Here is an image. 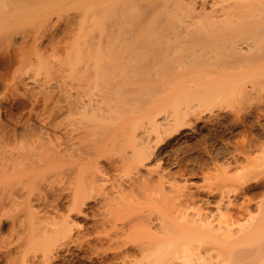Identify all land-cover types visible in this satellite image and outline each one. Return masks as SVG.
Masks as SVG:
<instances>
[{
    "label": "rangeland",
    "instance_id": "rangeland-1",
    "mask_svg": "<svg viewBox=\"0 0 264 264\" xmlns=\"http://www.w3.org/2000/svg\"><path fill=\"white\" fill-rule=\"evenodd\" d=\"M99 1L0 0L1 153L4 150L8 154L24 152L36 145L37 149L47 147L44 151L49 152L48 145L52 146L46 143L51 138L57 142L54 138H59L62 130L59 135V131L55 134L44 128L43 119H47L49 111L58 107L60 110L69 100L67 90L106 89L115 97L110 109L69 114L65 110L67 102L61 109L65 112L57 110L60 114L56 119L64 126L77 118L85 120L87 130L80 133V138L108 148L109 160L105 155L101 164L107 165L112 158L117 165L110 169L107 166L109 172L105 176L108 178L100 183L105 182L109 187L115 185L116 195L124 197L126 194L116 189L119 182L129 189L130 181L150 169L158 179L159 173L160 177L166 175L162 176L164 187L171 194L185 189L192 193L190 201L196 208L205 211L214 208L220 196L229 190L227 176L249 169V158L264 156V40H167L168 55L149 57L146 62L141 60L146 56L143 44L138 46L131 40L132 46L138 47L140 62L134 70H121L112 55L116 27L111 22L113 9L107 3L103 10L106 24L105 32L101 33ZM243 2L245 0H185L181 24L200 21L215 8ZM238 47L242 49L236 53ZM193 54L198 55L195 60L177 61L179 56L186 59ZM213 77L228 78L230 83L214 88L211 86ZM184 115L185 123L178 127V119ZM165 116L177 119V127L172 122L167 124ZM134 128L147 146H138L133 141ZM58 142L62 143V139ZM144 149L149 150L150 155L138 162L136 159ZM41 154L34 155L31 164L28 162L21 167L19 164L15 171L13 166L2 169L0 165V199L6 202L2 205L0 201L5 207L0 208L5 211H0V264H124L109 248L110 235L100 231L101 226L109 230V223L104 226L102 220L111 214L110 208L114 210L112 213L118 212L117 206H112L117 202L112 197L114 192L111 196L113 187L102 189L105 193L110 191L108 196L113 203L105 207L106 194L95 191L85 206V212L91 216L89 220L84 214L72 213L79 223L73 225L71 235L56 241L55 222L62 219L61 213L68 214L73 193L81 182L76 174L74 176L73 166L63 158L65 154L63 159L51 161ZM59 160H65L66 164ZM134 161L140 166L139 173L138 168L132 166ZM13 186H19V190L21 187L20 191L25 194L21 195L15 187L20 194L11 200ZM248 187L249 194L256 195L252 203L255 207L264 199V175L250 181ZM9 192L13 193L9 195ZM158 193L156 188L153 195ZM26 194L32 198L29 197L38 212L30 213L31 204ZM134 195L130 197V204L135 203L131 202ZM160 196L149 198H160L161 206H169L175 200L162 201ZM136 198H141L144 204L149 201L148 196ZM14 200L16 205H10ZM156 202L153 200V204ZM47 203L48 207L53 206L45 208ZM78 226L84 234L81 235L83 232L78 231Z\"/></svg>",
    "mask_w": 264,
    "mask_h": 264
},
{
    "label": "bare ground",
    "instance_id": "bare-ground-1",
    "mask_svg": "<svg viewBox=\"0 0 264 264\" xmlns=\"http://www.w3.org/2000/svg\"><path fill=\"white\" fill-rule=\"evenodd\" d=\"M142 1H99L101 10L99 25L102 30L101 33L105 32L106 24V16L103 10L107 7V3L113 9L111 22L116 27L113 29L112 36V55L114 57V63L121 70H127L129 68L134 70L139 65V59L141 58L137 57L138 47L134 48L130 43L131 40L136 42L138 46L143 44V47H145L144 52L146 56L141 59L144 62L153 56L166 57L169 52V42L167 40H264V0H245L243 3H230L229 6H222L220 9L215 8L210 15V12L207 13L204 19L194 21L190 24H181L183 22L181 14L185 10L182 5L185 0H144V4H142ZM170 3H173V8H170ZM146 4H151L152 7L148 8ZM240 48L238 47L239 50L236 49V53L240 51ZM196 57H198L196 54L186 59L184 56H179L177 57V61L179 63L185 61L190 62L195 60ZM213 78L212 81L214 83L211 86L214 88L222 86L224 83H230L227 77V79H223V77L222 79L220 77H217L218 79ZM109 88L110 86H108ZM97 90H99V93ZM97 90H95L96 92L92 89L84 91L78 89L76 92L72 88L67 90L66 93L69 94V98L66 97L69 100L67 99L68 103L65 101L67 103V107L65 106L67 109L65 108V110H68L67 112L69 114H88V111L91 112V109L92 112H105L110 109L113 105L112 100L115 98L113 94L106 89ZM102 92L107 94H102ZM65 103L63 104L65 105ZM64 105L60 108H64ZM49 107L51 108L53 105ZM49 107L47 109H50ZM58 108L57 110H59ZM61 109L59 110L61 113L65 112V110L61 111ZM57 110L49 111L47 119H43L44 128L52 132L54 131L53 133L55 134L59 130H62V135H60V131L58 133L60 135H58L59 138L49 131L51 135L57 137L54 138L57 142L62 139V143L60 144H57L54 140L51 141L53 138L48 140L46 144L52 146L50 148L48 145L49 152L51 151V153L44 151L47 147L42 148L41 146L42 149H37L39 146L36 144V147H34L35 145L33 146L34 148L29 147L24 152L17 151L16 153L15 151L8 154L3 149L4 151L2 153H5L3 155L0 150V154H2L0 156L2 169L5 166L6 168L13 166L14 168L12 167V170L15 171L17 169L15 167L19 164L20 167L22 165L26 166L28 162L31 164L30 162L34 159V155L38 156L40 153H42V157L48 158L50 161L57 160V158H65L67 160L66 162L73 166L71 168L72 171L74 169V176L76 174L78 181L81 183L76 187L75 192H72L73 199L72 197L70 198L72 200L68 207V214L61 213L60 216L62 219L55 222L57 226L53 228V232L56 241L71 235L75 227L73 225L79 223L76 222L78 221L77 216L73 217L72 213L79 216L84 214L88 219L90 214H88L89 212H85V206L95 191H102L103 193L106 189L109 190L113 187L111 196L114 192L112 197L117 201L116 204L113 203L114 200H109L112 199L108 196L110 191L103 193V195L106 194V197L101 195L105 198V207L113 203L112 206H117L118 212L112 213L114 210L111 207L109 211L111 214L109 216L105 215L104 220H102L103 223L100 222L97 227L99 228L101 223L102 225L109 223V230L107 229L108 227L102 228L103 226H101L100 231H106L110 235L109 248L117 254V259L120 258L124 261V264H264V199L258 201L255 207H253L252 203L256 195H250L248 187L250 181L259 179L264 175L263 154L262 156L259 154L260 157L256 156L257 158L252 157L253 159H248L247 157L248 163H251L249 169L235 176H227L229 190L220 196L214 208L207 211L201 207L196 208L190 201L193 197L192 193L187 192L185 189H180V192L174 193V195L171 194L165 188L166 186L164 187L163 177L166 175L164 174V176L162 175L163 177H160L159 173L158 176L160 179H158L156 178L157 174L154 175V172L149 171L150 169H147L148 172H141L143 174H139L137 176L138 179H134L135 181H130L132 184L129 189L127 185H124L120 181L119 188L116 189L121 194H126V196L122 197L123 195L119 196V193L116 195L117 193L115 191L117 190H115V185H113L115 181L111 183L113 185L111 187L105 184L108 178L105 176L108 174V167L110 169L112 166L117 165L116 160L114 161L112 158H110L111 160L107 165L101 164L100 160L101 158H105L108 148L96 142L89 141L90 143H86V139L83 140V138H80V133L87 130L86 122L81 118H77V120L65 126L63 123L62 125L59 124L60 122L57 123L58 121L56 122V119L60 114ZM45 113H47V110ZM185 118L186 115L178 119V127H181L185 123ZM165 119L167 120V124L172 122L171 124L177 127V119L173 120L169 116H165ZM155 125L161 128L158 123H155ZM61 126L65 127L63 128L64 131L60 129L62 128ZM165 127L168 126L166 125ZM131 133V137L136 142V145L147 146L145 142L140 141L137 128H134ZM142 136L144 137V135ZM46 144L44 145L46 146ZM55 144L59 145V147ZM262 146L264 145L262 144ZM263 148L262 150L264 152ZM50 149H55V151ZM42 151L46 153L44 154ZM64 154L65 156L63 157ZM149 155L150 151L144 149L136 160L143 162ZM106 159L109 160L108 155ZM65 160H61L63 164ZM123 160L126 161L125 156ZM103 162L105 163L106 161ZM138 162L134 161V165L132 164V166L138 168L137 172L139 173L140 166ZM129 163L131 165V161ZM54 164L56 163L53 162ZM102 179L105 180L104 184L100 183V181H103ZM15 187L19 190V186H13L14 189ZM156 188L159 192L157 195L158 197L161 195L162 201L165 198H173L175 199L174 202L169 206H161L158 203L160 198H149L157 196L153 195ZM14 189L11 188V191ZM18 190L16 192L15 189L13 191L14 193L9 192V195L13 193V196H11L12 194L10 195L11 200L15 199V195L20 194L22 191L21 187V191L19 190V192ZM23 193L21 192V195ZM132 195H134L133 197L140 196L144 198L148 196L149 201L147 204H144L140 201L141 198L138 199L135 197L133 198V200L136 199L135 201L131 200V202L135 203L130 204ZM18 196L16 198H19ZM29 197L28 195V199ZM242 197L244 200H241ZM31 199H29L31 203L28 202V204H31V206H28L30 213L36 211V209L34 210V206H32L33 200ZM153 200L157 202L153 204ZM0 201L2 205H6V202L2 199ZM14 201L12 203L10 202V205L15 206L16 201ZM50 206L48 207V203L47 205L45 204V208H50ZM147 206L150 207L148 208ZM190 208L194 210L191 209V211ZM3 210H0L2 211L1 213L5 212ZM241 219H245V222L242 223ZM81 227L83 229L84 226ZM85 227L88 228L87 226ZM78 231L83 232L84 230H81V228L79 230L78 226Z\"/></svg>",
    "mask_w": 264,
    "mask_h": 264
}]
</instances>
